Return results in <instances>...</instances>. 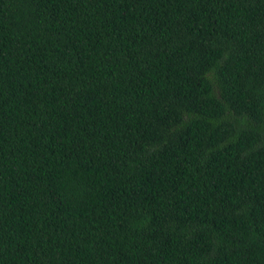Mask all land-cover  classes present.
Returning <instances> with one entry per match:
<instances>
[{
  "label": "trees",
  "instance_id": "obj_1",
  "mask_svg": "<svg viewBox=\"0 0 264 264\" xmlns=\"http://www.w3.org/2000/svg\"><path fill=\"white\" fill-rule=\"evenodd\" d=\"M0 264H264V0H0Z\"/></svg>",
  "mask_w": 264,
  "mask_h": 264
}]
</instances>
